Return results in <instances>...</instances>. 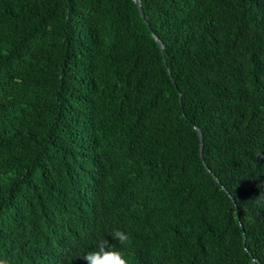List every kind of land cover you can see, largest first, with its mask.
Masks as SVG:
<instances>
[{"label":"trees","instance_id":"1","mask_svg":"<svg viewBox=\"0 0 264 264\" xmlns=\"http://www.w3.org/2000/svg\"><path fill=\"white\" fill-rule=\"evenodd\" d=\"M139 1L0 0V260L264 264V0Z\"/></svg>","mask_w":264,"mask_h":264},{"label":"clouds","instance_id":"2","mask_svg":"<svg viewBox=\"0 0 264 264\" xmlns=\"http://www.w3.org/2000/svg\"><path fill=\"white\" fill-rule=\"evenodd\" d=\"M112 239L117 241L121 248L126 245H130L131 243V237L126 232L118 228L113 230ZM124 255V252L117 249L108 239L99 238L95 247L85 254L84 264H104L106 260L113 256L119 258L120 264H127L126 259H124ZM77 258L78 257H76V260ZM0 264H8L7 259L0 260ZM80 264H83L82 259Z\"/></svg>","mask_w":264,"mask_h":264},{"label":"water","instance_id":"3","mask_svg":"<svg viewBox=\"0 0 264 264\" xmlns=\"http://www.w3.org/2000/svg\"><path fill=\"white\" fill-rule=\"evenodd\" d=\"M133 1H134V3L137 5V7H138V9H139V12H140V14H141V16H142V18H143L144 15H143V12H142V7H141V3H140V1H139V0H133ZM154 37H155L156 42L160 45V50L163 52V46H162L160 40H159L156 36H154ZM195 130L197 131V133H198V135H199V138H200V142H201V145H200V157H202V132H201V130H200L199 128H197V127H195ZM208 171L210 172V170H208Z\"/></svg>","mask_w":264,"mask_h":264}]
</instances>
